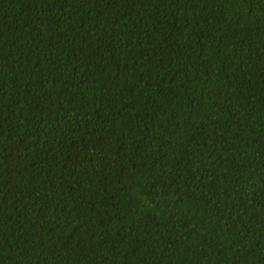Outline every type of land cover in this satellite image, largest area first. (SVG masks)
I'll list each match as a JSON object with an SVG mask.
<instances>
[{
    "label": "trees",
    "instance_id": "1",
    "mask_svg": "<svg viewBox=\"0 0 264 264\" xmlns=\"http://www.w3.org/2000/svg\"><path fill=\"white\" fill-rule=\"evenodd\" d=\"M0 264H264V0H0Z\"/></svg>",
    "mask_w": 264,
    "mask_h": 264
}]
</instances>
